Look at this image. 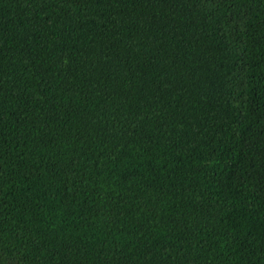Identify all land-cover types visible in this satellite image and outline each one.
Returning a JSON list of instances; mask_svg holds the SVG:
<instances>
[{"label": "trees", "instance_id": "1", "mask_svg": "<svg viewBox=\"0 0 264 264\" xmlns=\"http://www.w3.org/2000/svg\"><path fill=\"white\" fill-rule=\"evenodd\" d=\"M0 264H264V0H0Z\"/></svg>", "mask_w": 264, "mask_h": 264}]
</instances>
